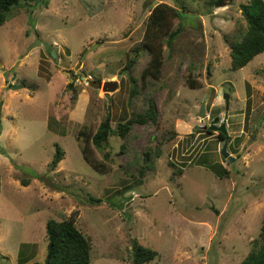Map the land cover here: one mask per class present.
Segmentation results:
<instances>
[{
	"label": "rangeland",
	"instance_id": "374dc122",
	"mask_svg": "<svg viewBox=\"0 0 264 264\" xmlns=\"http://www.w3.org/2000/svg\"><path fill=\"white\" fill-rule=\"evenodd\" d=\"M161 2L185 5L189 17L173 19V30L184 28L171 46L163 40L161 75L144 79L146 21ZM247 2L31 0L13 8L0 26V264H45L47 220L73 211L92 239V264H134V238L158 251L144 264H239L250 253L264 220V52L232 70L226 43L246 30ZM136 50L131 82L124 66ZM225 94L230 137L221 140L207 128L223 120ZM149 98L158 121L134 123L124 153V139L112 135L110 172L96 171L81 130L95 131L108 110L115 128ZM159 140L155 169L142 180L135 157L149 145L158 151ZM57 143L64 158L52 168Z\"/></svg>",
	"mask_w": 264,
	"mask_h": 264
},
{
	"label": "trees",
	"instance_id": "16d2710c",
	"mask_svg": "<svg viewBox=\"0 0 264 264\" xmlns=\"http://www.w3.org/2000/svg\"><path fill=\"white\" fill-rule=\"evenodd\" d=\"M29 1L31 0H0V26L6 22L13 8ZM219 1L221 0H214L215 3ZM182 7L181 9L176 5L161 2L149 14L146 21L143 44L146 51L151 54V59L149 65L143 70L142 76L144 79L148 76L159 77L161 75V68L163 66L161 58L163 40L166 39L168 45L171 46L184 28V24L180 22L179 26L173 30V19L180 18L185 21L189 17L187 14H184L186 6L183 5ZM240 7L247 22V28L236 39L232 41L226 39V43L230 48L232 70H239L245 67L255 56L264 52V0H249L247 3H242ZM139 55L140 52L136 50L134 57L130 58L124 66V71L127 72L131 82H134V79L129 75L128 70L138 61L137 57ZM189 81L190 78L187 80L190 83V87L197 86L193 81ZM70 87L73 88L74 84L71 83ZM198 87L201 86L198 84ZM136 89L135 85L132 92L133 95L136 94ZM148 102L149 105L143 113L136 114L128 120L120 121L115 128L112 126L111 112L108 110L107 116L101 121L95 131L91 128H89L88 132L85 129L81 130L84 141L81 147L82 154L96 171L103 174L110 172L107 163L114 161L115 158L112 157L111 151H106V148H108L109 139L112 135H118L124 139L121 145V152L124 153L128 148L125 138L134 123L147 124L148 121H151L155 124L158 121L159 113L156 104L151 98H149ZM53 121L54 119L49 122L50 127H53ZM207 132H211L210 126L207 128ZM175 135L176 132L172 131L166 139L173 138ZM218 136L221 140H226L230 137V135L225 136L220 132ZM160 143H162L161 140L155 146V149H158V151L153 152L149 150L151 149L149 145L142 158L141 156L135 157L138 167L137 174L140 179L143 180L150 170L155 169L154 158L159 157L161 154V149L158 148ZM93 149L103 152V158H97L93 153ZM63 158L64 152L57 143L50 166L52 168L57 167ZM132 165L130 163L127 166L131 169ZM221 165L223 169H220V173L218 174L225 176L230 171L224 167L223 163ZM127 166L122 164V168H126ZM180 173H182V169L179 168L178 170H174L172 175ZM35 176L40 177V173L36 172ZM29 180L22 178V182L25 185L29 184ZM1 184L0 174V190ZM77 217L78 211H73L69 217L63 219L50 218L47 220L46 237L48 244L45 264H92V239L77 226ZM132 245L131 254L134 264H144L154 260L158 256L157 250L145 246L138 238L132 240ZM32 264L39 263L34 262ZM239 264H264V220L259 236L253 241L252 250Z\"/></svg>",
	"mask_w": 264,
	"mask_h": 264
},
{
	"label": "water",
	"instance_id": "95a60500",
	"mask_svg": "<svg viewBox=\"0 0 264 264\" xmlns=\"http://www.w3.org/2000/svg\"><path fill=\"white\" fill-rule=\"evenodd\" d=\"M67 74H70L68 71L66 72ZM86 79V77H85ZM87 82L89 84H91L93 87H96V85H99L101 86L102 85V82L101 81H93V80H90V79H86ZM73 79L71 78L70 79V82H72ZM16 87H21V86H16ZM106 98H108L110 100V93L109 92H106ZM225 100H226V107H225V115H224V118L223 120L221 121L220 124H217V122L220 121V118L219 117H216L214 120H213V123L212 125L210 126V130L212 131H218L220 133H223L225 136L228 135V129H227V119H228V116H229V108H230V97L228 94H225ZM204 113V112H203ZM221 152L223 154V156L226 158V159H233L232 155L230 154V152L227 150V144H225L223 146V148L221 149Z\"/></svg>",
	"mask_w": 264,
	"mask_h": 264
},
{
	"label": "clouds",
	"instance_id": "9594fccd",
	"mask_svg": "<svg viewBox=\"0 0 264 264\" xmlns=\"http://www.w3.org/2000/svg\"><path fill=\"white\" fill-rule=\"evenodd\" d=\"M207 118H208V116H207ZM229 133V132H228ZM231 154V153H230Z\"/></svg>",
	"mask_w": 264,
	"mask_h": 264
}]
</instances>
